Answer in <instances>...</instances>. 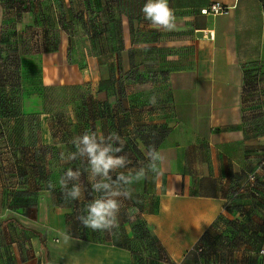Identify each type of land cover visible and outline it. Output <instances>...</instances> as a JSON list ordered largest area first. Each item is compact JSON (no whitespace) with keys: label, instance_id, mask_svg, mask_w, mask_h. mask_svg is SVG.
Listing matches in <instances>:
<instances>
[{"label":"crops","instance_id":"crops-1","mask_svg":"<svg viewBox=\"0 0 264 264\" xmlns=\"http://www.w3.org/2000/svg\"><path fill=\"white\" fill-rule=\"evenodd\" d=\"M35 1L51 8L56 19L51 33L32 4L18 5L16 15V5L13 10L0 0V77L16 81L11 90L18 96L22 131L32 118L34 131L44 138L41 147L52 151L45 163L55 188L38 195L35 227L27 226L23 213H0V264H139L128 248L130 223L120 220L103 238L83 227L73 231L76 223L66 221V204L58 200L64 197L58 179L69 168L81 170L85 189L75 201L85 198L87 204L94 198L87 191L86 158L66 160L61 154L74 152L72 140L85 130L112 132L111 116L99 117L103 108L87 103L88 95L98 105L109 100L105 86L111 83L118 92L120 84L127 85L129 104L123 110L119 96L113 98L114 125L122 127L125 145L135 140L142 152L128 156L129 167L147 164L152 135L143 145L141 122L161 132L156 149L166 155V164L159 175L149 173L130 190L132 197L139 196L142 219L168 261L184 264L202 239H219L214 255L197 264L220 259L222 264H264V199L239 198L226 208L239 181L264 156V80L256 88L246 83L250 75L264 78V0H169L176 17L171 31L145 18L146 0ZM215 2L230 13H201ZM156 48L165 50L166 74L151 80L147 68L133 70L132 51ZM139 75L141 93L135 84ZM125 111L128 127L117 123ZM141 114L144 120L137 122ZM43 201L51 207L42 209ZM131 208L122 201V210ZM64 234L72 238L65 240Z\"/></svg>","mask_w":264,"mask_h":264},{"label":"rangeland","instance_id":"rangeland-1","mask_svg":"<svg viewBox=\"0 0 264 264\" xmlns=\"http://www.w3.org/2000/svg\"><path fill=\"white\" fill-rule=\"evenodd\" d=\"M15 1L19 2V0ZM20 2L23 3L26 2V0H21ZM30 3L34 6V12H41L43 22L48 23L46 25L49 27L48 29L50 30L52 28L53 30V22L56 19H52L53 14H50L51 8L45 6L40 9L37 8L34 1ZM68 15L74 16L72 9H69ZM52 30H50V32ZM151 50L140 51L137 49V51H132V57H137V62L135 63L136 67H134L133 70L141 71L147 68L149 71L148 77L151 80H157L158 77H163V75L166 74V71L163 70L164 65L162 64L165 50L158 48ZM15 82L14 78L6 81L0 80V213L5 212L6 209L23 213L24 215H22V217L26 218L27 221L25 222H27V226L35 227V225H38V221H40L38 208L35 205L37 203V197L39 194L43 193V191L48 190L47 184L53 174L51 168L48 166L46 167L47 163H45L48 155L52 151L49 147H41L44 138H41V133H39V131H34L36 121L31 118L27 123V132H23L22 129L25 125L21 124L18 119H16L18 117V110L13 109L10 112L11 105L7 103H12L15 98V91L11 90L12 87H15ZM135 84L138 86L136 91L138 93L143 92L142 80L140 79ZM148 84H150V82H147L145 86L147 87V91L149 89V86H147ZM120 87H124L123 89L125 91V85L122 84ZM5 88L9 90L8 93L4 90ZM112 100L113 98L110 97L109 100L104 101V104H107L109 107V114H111ZM87 103L93 106L94 103L97 104L98 102L94 100L92 95H88ZM120 104L124 110H127L129 107L126 99L121 100ZM123 115L125 117L117 123L121 124L123 127H128L131 120L127 116L126 111ZM140 116L137 122L144 120L142 114ZM136 119L135 117L132 121H136ZM143 122H141L140 127L145 125ZM66 147L68 148L70 145ZM88 186L92 194L94 191L91 190V184L88 183ZM92 195L95 197L97 194L94 192ZM148 199L149 198L146 200L148 201ZM58 200L63 202L66 199L65 197H61ZM82 200H85V198H82ZM82 200L79 201V203L82 204ZM122 201L130 204L132 207L127 213L120 209L119 221L126 220V222H128L127 224L130 223L133 227L132 231H128L130 237H133V240L128 244V248H130L135 260L137 259L139 264H174L168 261L162 248L159 247L151 227L142 219L140 214V206H142V204H140L139 196L133 195L131 199L127 201L122 199ZM135 202H137L136 205ZM64 203L66 204L64 207V215L67 218L66 221L72 223L79 211L76 212L75 209L77 208L74 206L73 201L69 203V200H67ZM88 203L89 202H87V204ZM148 203L149 202H147V204ZM87 204H82L83 207L79 205V210L82 214H84L85 205ZM50 205H52L50 201L47 203L43 201L40 207L44 209L51 207ZM147 212L148 210L146 213ZM80 225L83 227L81 223ZM96 232H98L101 238L109 236L108 233H110L107 231ZM79 233L81 232L79 231ZM78 235L84 236L81 234ZM212 255L213 254H209L210 257ZM205 257L207 256L193 253L192 256L183 260V262L184 264H197L201 262V259H206Z\"/></svg>","mask_w":264,"mask_h":264},{"label":"clouds","instance_id":"clouds-1","mask_svg":"<svg viewBox=\"0 0 264 264\" xmlns=\"http://www.w3.org/2000/svg\"><path fill=\"white\" fill-rule=\"evenodd\" d=\"M145 18L152 25L171 31L176 26L174 10L169 7V0H146L142 8ZM155 98H153L154 100ZM75 151L62 159L76 160L86 158L89 182L92 191L97 195L86 205L84 214L78 215L77 220L87 229L93 231L112 232L119 227V213L122 199H131V185L148 178L149 173L159 175L167 162L164 153L158 151L155 145H149L147 150V164L129 167L130 161L124 152V139L117 132H110L107 136L95 131L85 130L72 140ZM126 169V171H117ZM117 173L113 179L112 173ZM81 170L75 172L69 168L58 179V184L65 199L79 200L84 192L80 183ZM69 182L71 186L69 187ZM48 189H54L51 182ZM65 240L72 237L64 234Z\"/></svg>","mask_w":264,"mask_h":264},{"label":"trees","instance_id":"trees-1","mask_svg":"<svg viewBox=\"0 0 264 264\" xmlns=\"http://www.w3.org/2000/svg\"><path fill=\"white\" fill-rule=\"evenodd\" d=\"M21 0H19V2H16L15 0H3V2H5V4L6 5H9V7H10V9H13V7L16 5V15H18V13L21 11V8L19 9L18 7V5H22V3L20 2ZM32 1H34V3H35V5L37 6V8H40L41 9V7H38V2L37 1H35V0H32ZM31 0H27L26 2H28V3H30V2H32ZM31 4V3H30ZM34 7V6H33ZM14 10V9H13ZM9 11V10H8ZM10 12V11H9ZM34 12V11H33ZM35 14H37L41 19H42V16H41V12H34ZM48 23H46V22H43V19H42V26H44L45 25V28L48 30V33L50 32V30H52V28L49 30L48 28V26H46ZM53 31V30H52ZM51 33V32H50ZM49 44L51 45V42H49ZM147 75L149 76V72H147ZM262 76V73H258V74H254V75H250V76H248V77H246V83L250 86V87H253V88H256V87H258L260 84H261V82L264 80V78H262L261 77ZM142 76L141 75H139V77H138V79L140 80H142V78H141ZM144 78H146V77H144ZM7 79H8V77H7ZM7 79H4V78H2V77H0V80H2V81H6ZM11 79H13V78H11ZM138 80V81H139ZM136 83V82H135ZM15 85H16V82H15ZM14 85V86H15ZM122 84H120V86H121ZM123 85H125V91H124V87L123 88H119V92L117 91V89H116V87H114L115 85L114 84H112L111 83V85H107V86H105V89L108 91V98H114V97H116V95L117 96H119L118 98L120 99L119 100V102L121 101V100H124L125 98H126V96H127V85L126 84H124L123 83ZM12 88H14V87H12ZM15 88H16V86H15ZM15 91V90H14ZM8 93V92H7ZM15 95H16V93H15ZM7 104H10L11 105V108H10V112L14 109V110H18V114H19V109H20V106L18 105V96L16 95L15 96V98H14V100H13V102L11 103V102H8ZM120 104V103H119ZM89 106V108H93L94 110L95 109H97V110H99V108L101 109V108H103V109H101L100 110V113L98 114V116L99 117H105V115L106 116H111L110 118V120H111V122H110V128H111V130L110 131H112V132H117V133H120V128H122V127H120L119 129H117L116 128V126L114 125L115 124V120H116V118H117V116L116 115H114V117H112V114H114V111H113V109H111V114H109L110 113V110H109V107L107 106V104H101V103H99V105H98V103L97 104H95L94 103V105L93 106H90V105H88ZM118 107H120L121 109H123L122 107H121V104L118 106ZM124 110V109H123ZM17 114V115H18ZM129 117V116H128ZM113 120H114V122H113ZM119 125H121V124H119ZM122 126V125H121ZM116 129V131H114ZM139 131V134L141 135V142L143 143V145H146V137L147 136H149L150 134L152 135V144L151 145H155V147H158V145H157V143L159 142V136H160V131H157V130H155V129H152V128H146L145 126H141V129L140 130H138ZM147 146H149V145H147ZM141 148H140V146L137 144V142L135 141V140H130L128 143H126V145H125V147H124V152L123 153H121V155H123V154H127V156H129L130 154H138V156L140 157V155H141ZM50 180H52L51 178L49 179V181L48 182H50ZM87 191H89V192H91L90 191V188H89V186H88V188H87ZM92 194H93V192H92ZM251 198H253V197H251ZM254 199H256V198H254ZM260 199H264V198H260ZM260 199H257V200H260ZM67 200H69V203H71V201H73V200H70V199H66V200H64L63 202H66ZM68 203V204H69ZM73 204H74V206L77 208V209H75L76 210V212L77 211H79L78 212V215H81L82 214V212H80V210H79V208H80V206L81 207H83L82 206V204H86V203H79V202H77V201H73ZM80 205V206H79ZM86 206V205H85ZM232 207H235V204L232 206ZM231 208V207H230ZM77 215V216H78ZM74 221V224H75V226L73 227V231H74V228H78V227H82L81 225H80V222L78 221V220H73ZM78 223V224H77ZM72 234L73 235H75V233L74 232H72ZM80 237V236H79ZM213 240L214 239H212V240H209V239H202L199 243H198V245H197V247L195 248V250H193V253H195V254H201V255H206V256H209V254H213L214 255V252H215V243H217L218 242V240L219 239H215L214 240V242H213ZM198 248H203V252L202 253H198L197 252V249ZM165 255V254H164ZM165 257V256H164ZM210 257V256H209ZM166 259V258H165ZM217 264H222V260L220 259V261H218V263Z\"/></svg>","mask_w":264,"mask_h":264},{"label":"built area","instance_id":"built-area-1","mask_svg":"<svg viewBox=\"0 0 264 264\" xmlns=\"http://www.w3.org/2000/svg\"><path fill=\"white\" fill-rule=\"evenodd\" d=\"M201 13L203 15H228L230 13V8L225 7L220 2H215L213 5L206 9H202ZM202 36H209L207 33H202ZM253 197L256 199L264 198V156L262 160L258 163L255 169L243 177L237 184L234 193L231 198L228 199L226 208H230L234 204L235 199L239 198H249ZM195 250V249H194ZM198 253L203 252V248L197 249ZM264 254V251L260 252Z\"/></svg>","mask_w":264,"mask_h":264}]
</instances>
